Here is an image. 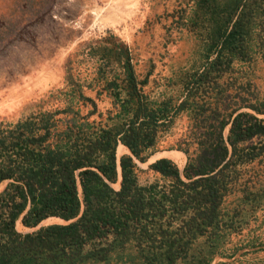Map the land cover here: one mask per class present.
Returning a JSON list of instances; mask_svg holds the SVG:
<instances>
[{"label":"trees","instance_id":"16d2710c","mask_svg":"<svg viewBox=\"0 0 264 264\" xmlns=\"http://www.w3.org/2000/svg\"><path fill=\"white\" fill-rule=\"evenodd\" d=\"M192 3L188 28L202 41L204 60L182 72L178 96L149 98L141 89L146 78L136 77L126 55L123 75L104 85H116L110 124L74 115L58 125L55 114L66 107L0 121V264H82L129 246L140 264H175L199 236L231 223L221 221L220 203L236 164L264 152V95L229 110L208 98L231 61L264 59V0ZM183 110L189 120L176 140L186 155L182 169L160 156L148 164L159 178L140 183L136 160L146 159ZM119 143L129 152L117 158ZM48 217L65 222L15 227L17 218L32 227Z\"/></svg>","mask_w":264,"mask_h":264},{"label":"rangeland","instance_id":"374dc122","mask_svg":"<svg viewBox=\"0 0 264 264\" xmlns=\"http://www.w3.org/2000/svg\"><path fill=\"white\" fill-rule=\"evenodd\" d=\"M193 6L192 0H0V121L66 107L55 114L58 125L74 115L95 126L110 124L118 108L110 92L116 85H104L115 74L123 75L126 55L136 77L146 78L141 89L149 98L178 96L182 72L204 60L203 43L188 28ZM216 79L211 102L228 103L229 110L255 101L264 95V59L233 60ZM239 109L251 111L247 106ZM188 120L184 110L174 115L153 151L145 160H136L140 183L159 178L148 168L150 162L165 151H181L176 140ZM120 144L115 147L117 157L126 152L120 151ZM192 148L190 144L189 151ZM185 158L184 153L180 164L170 159L181 170ZM119 174L117 167L110 182L114 188ZM233 174L220 203L221 221L233 220L220 222L211 237L199 236L186 259L175 264H264V152L236 164ZM56 218L38 225L64 221ZM15 227L25 231L37 225L25 227L17 218ZM133 252L129 246L120 256L112 253L103 261L82 264H140L131 258Z\"/></svg>","mask_w":264,"mask_h":264},{"label":"bare ground","instance_id":"6f19581e","mask_svg":"<svg viewBox=\"0 0 264 264\" xmlns=\"http://www.w3.org/2000/svg\"><path fill=\"white\" fill-rule=\"evenodd\" d=\"M120 146H121L120 151L124 150V151L128 152V148L125 145L120 144ZM161 155L172 158L177 164L182 163L183 158H184V153L182 151H178V150L165 151ZM119 179H120V174H119ZM56 219L60 220L59 218H56ZM47 221H49V219H47Z\"/></svg>","mask_w":264,"mask_h":264},{"label":"crops","instance_id":"0c3cea01","mask_svg":"<svg viewBox=\"0 0 264 264\" xmlns=\"http://www.w3.org/2000/svg\"><path fill=\"white\" fill-rule=\"evenodd\" d=\"M226 129H227V127H225ZM225 128H224V130H225ZM226 131H224V133H225ZM117 145V144H116ZM63 222H65V221H63ZM24 226V225H23ZM25 227H27V226H25Z\"/></svg>","mask_w":264,"mask_h":264},{"label":"water","instance_id":"95a60500","mask_svg":"<svg viewBox=\"0 0 264 264\" xmlns=\"http://www.w3.org/2000/svg\"><path fill=\"white\" fill-rule=\"evenodd\" d=\"M128 152H129V150H128ZM117 158H118V157H117ZM117 167H118V166H117ZM118 168H119V167H118ZM39 222H40V221H39ZM39 222H38V223H39ZM38 223L36 224L37 226H38ZM36 225H35V226H36Z\"/></svg>","mask_w":264,"mask_h":264}]
</instances>
